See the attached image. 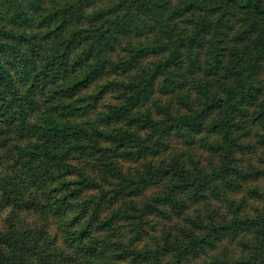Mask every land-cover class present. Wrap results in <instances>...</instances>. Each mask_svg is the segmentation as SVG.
Listing matches in <instances>:
<instances>
[{"label": "trees", "instance_id": "16d2710c", "mask_svg": "<svg viewBox=\"0 0 264 264\" xmlns=\"http://www.w3.org/2000/svg\"><path fill=\"white\" fill-rule=\"evenodd\" d=\"M69 1L0 0V209L6 202L15 213L23 211L44 222L39 230H35L38 226L27 228L24 239L14 234L0 236V264H159L166 255L171 257L168 264H186L199 250L214 246L212 235L215 239L228 233L235 236L238 228L254 231L257 242L251 249L258 253L252 260L221 264L262 263L264 189L254 192L263 211L252 222L211 226L202 236L181 231L184 240L173 246L141 251L134 246L144 238L151 216L171 217L162 207L170 208L179 218L185 213L188 206L178 198L180 194L188 191L193 201L199 202L208 191L234 186L235 174L244 180L264 178V160L263 168L246 174L233 166L234 150L239 146L234 137L238 114L260 127L259 143L264 149V96L257 85L264 66V0H178L174 4L172 0ZM198 13H204L201 28L189 43L175 45L174 19L181 17L185 24H196ZM237 16L242 25L228 47L227 31L234 30L231 19ZM155 28L166 33L167 42L156 38L137 50L130 49L129 60L109 61L110 51L124 37L144 35ZM248 39H252V46L243 51L238 44ZM193 45L206 49L205 68L199 66ZM183 48L192 71L222 79V91L210 92L212 85L207 82L200 88L205 97L202 110L190 107L189 114L165 115L168 123L161 127L162 118L154 119L138 108L151 99L159 78H164L160 83L163 92L179 82L176 78L180 73L175 69L183 63ZM148 55L160 60L152 70H140L127 86L126 101L88 121L89 101L96 99L91 95L93 86L109 71L136 68L135 61ZM228 79L233 87L226 83ZM247 109H254L251 115ZM211 113H217L216 119L204 126ZM116 122H126L137 130L108 132L106 127ZM207 127L218 139L212 143L203 138L202 142L219 154L221 162L212 172L200 171L193 176L178 160L145 164L137 179L122 172L119 161L159 155L166 148L164 135L173 130L192 144L194 135ZM140 131L150 134L143 139ZM93 137L108 143L107 148L100 149L98 161L103 168L101 180L114 187L111 192L71 162L84 154L87 141ZM133 138L140 141L136 148L129 143ZM162 182L166 184L160 194L140 204L134 202L149 187ZM87 189L98 190L101 198L87 196ZM120 202L125 210L117 207L104 214V209ZM123 221L129 223L134 237L126 250L120 239L119 223ZM49 225L55 226L56 233L58 229L53 239L46 230Z\"/></svg>", "mask_w": 264, "mask_h": 264}, {"label": "rangeland", "instance_id": "374dc122", "mask_svg": "<svg viewBox=\"0 0 264 264\" xmlns=\"http://www.w3.org/2000/svg\"><path fill=\"white\" fill-rule=\"evenodd\" d=\"M63 1H68L67 4L72 2L69 0H59L61 3ZM177 1L178 0H172L173 4L177 3ZM202 19L204 20V13H198L197 20L195 21L196 24H185L184 18L181 17L174 19L173 22L177 24V27L172 32L175 45L189 43L194 33L201 28L199 24L202 23ZM240 20V16L231 19L234 30L227 31L228 35L226 40L230 44L227 45L228 47L232 45L231 37L235 34V30L242 25L240 24ZM210 37L211 35L207 36L204 41L205 48L207 47V42ZM156 38L163 42H167L168 40L166 33L158 28L147 31L144 35L137 37H124L121 43L115 47V50L110 51L108 56L109 61L116 64L129 60L132 55L129 51L130 49L137 50L142 45L151 44ZM252 39H248L238 44V46L243 51H246L247 46H252ZM193 51L198 54L199 66L205 68V62L208 59L206 49H198L193 45ZM180 52L183 63L175 69V72L180 73V77L176 78L179 82L170 86L166 92H163L160 83L164 82V78H159L155 83V90L151 99L145 103V105L138 108L142 112L148 111L154 119L159 120L162 118L164 120L165 115L189 114L190 107L194 110H202L205 97L200 88L205 86L207 82H210L212 85L210 92H216V90L219 92L221 90L220 84L223 82L222 79L218 81V78L209 79L200 70L199 72L197 70V72L192 71L189 64L190 62L186 60L187 54L184 56V48L181 49ZM159 60L160 58L158 56L148 55L137 59V61H135L137 67L127 72L109 71L107 76L93 86L91 90L92 94L88 92L92 96H96V99H90L89 101L91 108L87 120L94 121L98 113L112 110L124 103L126 101L124 95L125 92H127V86L137 78L141 73L140 70L143 68H146L147 71L152 70ZM227 62L228 60H226L225 65ZM222 76H224V72H222L221 77ZM226 83L229 84L230 87L234 86L233 82L229 81V79ZM257 85L260 87L261 94L264 96V66L258 77ZM187 102L189 105L186 104ZM253 110L254 109H247V112L251 115ZM216 117L217 113H211L204 123V126L209 125ZM236 120L238 121V126L234 131V137L239 146L234 150L233 166L237 171L245 174L251 173L254 170L263 168L264 149L259 143V136L262 132L257 124L253 123L250 118H244L242 113L238 114ZM167 123L168 120L166 122L164 120V123L160 126L162 127ZM115 129L122 130L123 132L128 131L130 133L137 130L128 126L126 122H116L113 123L111 127H106L108 132H114ZM140 133H142L143 139L147 137V134H150V132L147 131H140ZM157 138L158 136H155V139ZM203 138L209 139L212 143L216 142L218 139L215 134L210 135L207 127L203 133L194 135V143L187 144L179 137L177 132L173 130L164 135L166 148L161 150L159 155H149L147 159H141L139 161H127L124 159L118 163L122 172L126 176H130L134 179L138 178L139 175L137 173L142 174L144 172L145 164H171L175 160L180 161L193 176L197 175L200 171L210 173L214 169H217L221 165V162L219 154L216 155L212 150L205 147L202 142ZM16 143L19 144L20 142L17 141ZM129 143L133 145L134 148L140 145V141L135 138L130 139ZM86 146V149L83 151L84 154L80 155L81 157L76 155L74 159L71 160L72 164L84 168L83 170H86L87 174H89L95 182H98V184H101V186L107 190L106 192L113 191L114 187H108L106 183L101 180V171L103 168L99 166L98 161L101 155V153H99L100 149L108 147L107 141L93 137V140L87 141ZM127 150L129 151L130 149ZM2 157L3 155L0 153V160ZM90 163H92L94 167L90 165ZM233 177L235 178L234 186L230 188L219 187L217 192L208 191L205 197L199 202H194L188 191L180 194L178 198L188 206L185 213L179 218L172 213L173 211L170 208L162 207L171 217L151 216L144 238L137 242L134 247H136L138 251H141L163 247L168 244L173 246L177 241L184 240L181 231H190L194 232L197 236H202L208 233L207 228H211V226L219 227L225 224L231 225L230 223L234 221L252 222V220L257 218L263 211V204L259 198L254 196V192L264 189V178L256 179L252 176L248 180H244L242 176L238 174L233 175ZM114 183L116 184L118 181L115 180ZM165 184L166 183L162 182L159 185L149 187V189L144 191L143 197L135 199L134 202L140 204L148 201L153 196L165 190ZM97 191L98 190L87 189L85 194L100 199L102 194ZM117 207H122V209L125 210L123 203L120 202L116 206H108V209H104V214H108L112 208ZM22 212L23 211H18L15 213L11 207H8L6 202L2 205L0 209V236L6 237L10 234H14L17 238L24 239L27 228L38 226L37 229H33L39 230L44 226V222L40 218L36 219V217L33 218L30 214ZM128 224L129 223L125 221L119 223V225H121L120 239L124 246V248H122L123 250L131 247L130 243L134 241L133 234L130 233ZM46 230L49 235L48 237H51V239L58 233V229L56 233L54 225H49ZM236 233L235 236L229 233L224 236L220 235L216 239L212 235L210 238L214 242V246H208L205 247L204 250H199L198 254L191 256L186 264H221L226 260L235 261L243 258L246 260L254 259L258 253V251L255 252V250L251 249L257 242L254 231L249 232V230L238 228ZM212 234L217 233L213 231ZM58 244L60 245V241H58ZM260 244L258 245L260 246ZM261 251L264 254V248L261 249ZM170 259L171 257L168 255L163 256L159 264H168ZM122 264L132 263L128 261ZM144 264L149 263L146 262ZM258 264H264V261L262 263L259 261Z\"/></svg>", "mask_w": 264, "mask_h": 264}]
</instances>
